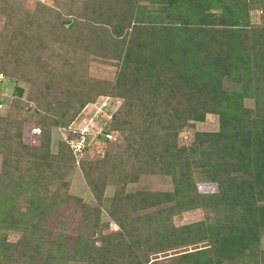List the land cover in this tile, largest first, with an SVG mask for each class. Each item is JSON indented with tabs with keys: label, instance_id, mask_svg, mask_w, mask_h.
<instances>
[{
	"label": "trees",
	"instance_id": "trees-1",
	"mask_svg": "<svg viewBox=\"0 0 264 264\" xmlns=\"http://www.w3.org/2000/svg\"><path fill=\"white\" fill-rule=\"evenodd\" d=\"M60 1L30 13L21 1L0 0L7 19L0 76L17 81L0 115V264H157L162 253L200 243L206 245L174 253L166 264H264V0H85L81 9L70 0L69 13ZM256 8L260 25L250 22ZM41 34L118 60L115 82L83 75L84 55L67 65L75 71L53 68L45 76ZM21 82L30 86L32 111ZM99 98L121 102L106 132L125 138L102 160L83 161L97 201L91 206L69 195L77 158L61 134L55 151L54 135ZM208 115L218 116L219 131L179 148V133ZM33 122L41 129L38 145L24 141ZM154 174L172 177L173 189H129ZM200 176L212 192L198 190ZM69 201L83 215L79 233L68 236L66 227L51 225ZM197 209L206 220L173 224ZM104 211L119 230L102 222ZM10 233L21 236L12 242Z\"/></svg>",
	"mask_w": 264,
	"mask_h": 264
},
{
	"label": "rangeland",
	"instance_id": "rangeland-1",
	"mask_svg": "<svg viewBox=\"0 0 264 264\" xmlns=\"http://www.w3.org/2000/svg\"><path fill=\"white\" fill-rule=\"evenodd\" d=\"M21 1L24 5L26 11L30 13L36 11L37 6L39 3L54 7L56 4V0H18ZM67 0L60 1L61 7H66L65 13H69V6H71V1L65 2ZM67 3V6H66ZM85 0H77L74 3L77 9H81L85 4ZM62 13V9L60 10ZM262 16L263 13L261 8H256L250 13V22L252 25H260L262 23ZM66 17V14H64ZM66 17L65 19L68 20ZM13 25L18 27L22 22L20 18H16L12 20ZM7 19L3 14H0V32L6 27ZM68 26V24L66 25ZM85 35V34H84ZM41 38L47 39L46 46L48 47V52L46 55V65L48 69H44V75L46 76L48 71H52L53 68L56 69L58 72L62 70H71L75 71L76 69H69L71 63L79 62V59L82 58L84 55L86 62L88 63L85 67L86 69H81L83 71V75H88L90 78L96 81H103V82H115L119 72H120V64L118 60L104 58L102 55L96 54L98 51L97 49H92V52H89L87 49L88 44L84 43L85 45L77 43H70L64 41L62 38L48 34H41ZM65 38V37H64ZM83 38V37H82ZM84 49V50H83ZM86 53H84V52ZM95 51V52H94ZM103 53V51L101 50ZM48 55V56H47ZM79 70V69H78ZM6 75V74H5ZM17 85V81L15 79H6V76L3 79L2 86L0 88V104L4 105V108L0 111V115H4L8 110L9 102L14 98V88ZM21 85L26 88V93L23 97V101L27 105V110H33V102L29 101L30 94H29V85L26 83L21 82ZM120 101L113 99V98H99L95 103L89 104L84 111L77 117L74 124L68 129L59 130L54 136V150L57 149V143L59 142L58 137L60 134L63 137H67L74 142H77L81 135L86 134L88 137H94V133L97 131H107L109 129L108 122H110V117L114 114L115 111L120 107ZM8 104V105H7ZM26 110V111H27ZM37 124L27 123L24 128V141L26 144L29 145H38L41 140V135L33 134V129L36 128ZM38 126V125H37ZM220 128L219 118L215 115H208L203 122L191 123L189 127L185 128L179 133L178 136V147H185L189 148L192 146L194 140L196 139L197 135L200 133H214L218 132ZM117 140H113L114 142L108 143H96L95 141L92 143V146L89 151L85 153H80L75 155L77 158V163L73 166L72 163L71 167L73 168L69 177L70 187H69V195L74 198H78L82 200V204L95 206L97 205V201L94 198V195L86 182L84 170L82 168L83 161H99L102 160L107 152L110 149V146L117 143L124 142L125 135L116 132ZM71 137V138H70ZM3 164V155L0 154V171L2 169ZM198 177V176H197ZM198 181V190L201 193H209L212 192L213 186L205 182L203 177L200 176L197 178ZM174 180L170 176L162 175V174H154L147 177H142V179L134 185H130L129 189L135 190H151V191H170L173 189ZM114 192V188L109 186L106 189V195L111 196ZM81 206H77L73 201H69L68 203L61 206L59 209V215L52 221L51 228L55 231L58 228H65L67 230L66 235H76L79 233L80 228V221L82 219L83 211L80 208ZM207 214L205 210L197 209L189 212H185L182 214H178L173 218V224L176 227H181L184 225H190L202 222L206 220ZM110 221V231H117L119 227L110 220L109 215L104 211L102 216V222L106 223ZM58 227V228H57ZM68 235V236H69ZM20 234L17 233H10L9 240L12 242L17 241L20 238ZM206 243H200L198 245L190 246L188 248H180L178 250L162 253L158 256L159 262L157 264H166L170 262L168 259L174 256V253H183L186 250L190 252L194 251L196 247L199 249L205 246ZM259 250L261 252V256H264V235L261 237V241L259 244ZM171 263V262H170ZM72 264V263H71ZM237 264H253L250 260L245 259L244 261L237 262Z\"/></svg>",
	"mask_w": 264,
	"mask_h": 264
},
{
	"label": "built area",
	"instance_id": "built-area-1",
	"mask_svg": "<svg viewBox=\"0 0 264 264\" xmlns=\"http://www.w3.org/2000/svg\"><path fill=\"white\" fill-rule=\"evenodd\" d=\"M4 77L3 75L0 76V81H3ZM2 108V105H0V109ZM111 119V117H110ZM33 134L35 135H41V129L36 127L33 129ZM94 137H88V135L83 134L81 135L80 139L77 142H74L72 139L69 140L67 137H63L66 141L69 142L71 148L73 149V152L75 155H78L80 153H85L86 151H89L92 143L95 141L96 143H107L109 142H114L113 140H117L116 138V132L111 131V132H106L105 130L103 131H97L94 133ZM104 137L106 140L102 139Z\"/></svg>",
	"mask_w": 264,
	"mask_h": 264
}]
</instances>
